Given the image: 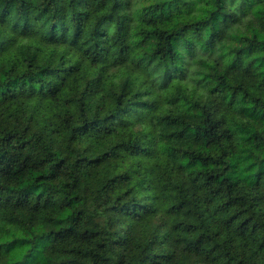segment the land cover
Masks as SVG:
<instances>
[{"label":"trees","instance_id":"trees-1","mask_svg":"<svg viewBox=\"0 0 264 264\" xmlns=\"http://www.w3.org/2000/svg\"><path fill=\"white\" fill-rule=\"evenodd\" d=\"M0 264H264V0H0Z\"/></svg>","mask_w":264,"mask_h":264}]
</instances>
